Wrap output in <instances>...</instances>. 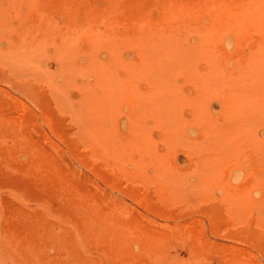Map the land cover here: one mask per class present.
Masks as SVG:
<instances>
[{
  "label": "rangeland",
  "instance_id": "1",
  "mask_svg": "<svg viewBox=\"0 0 264 264\" xmlns=\"http://www.w3.org/2000/svg\"><path fill=\"white\" fill-rule=\"evenodd\" d=\"M0 264H264V0H0Z\"/></svg>",
  "mask_w": 264,
  "mask_h": 264
}]
</instances>
